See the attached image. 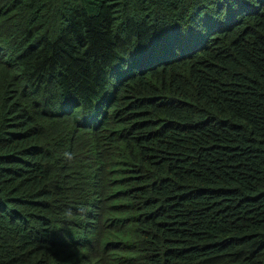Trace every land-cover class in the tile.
I'll use <instances>...</instances> for the list:
<instances>
[{
	"label": "trees",
	"instance_id": "1",
	"mask_svg": "<svg viewBox=\"0 0 264 264\" xmlns=\"http://www.w3.org/2000/svg\"><path fill=\"white\" fill-rule=\"evenodd\" d=\"M0 264H264V0H0Z\"/></svg>",
	"mask_w": 264,
	"mask_h": 264
}]
</instances>
